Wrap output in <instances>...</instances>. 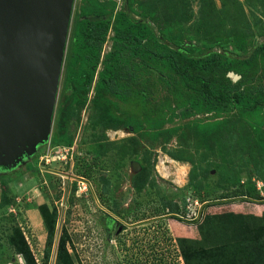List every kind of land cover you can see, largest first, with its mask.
I'll return each instance as SVG.
<instances>
[{"label": "rangeland", "instance_id": "1", "mask_svg": "<svg viewBox=\"0 0 264 264\" xmlns=\"http://www.w3.org/2000/svg\"><path fill=\"white\" fill-rule=\"evenodd\" d=\"M126 1L156 37L143 42L140 54L128 33L115 29ZM90 9L115 11L94 26L104 38L102 45L93 42L99 67L90 89L76 95L66 85L73 28ZM237 39L246 41L242 52ZM263 48L264 0H75L51 142L13 169L0 167V264H26L14 244L16 229L39 264L49 252L48 264H57L60 240L75 264H184L178 241L201 240L198 223L208 215H253L254 224H264V199L244 196L254 185L264 196L257 140L264 138ZM222 52L238 57L231 69L201 71ZM107 66L115 72L114 89L97 85ZM177 67L262 106L207 104L201 83L184 80ZM58 122L74 139L67 157L52 140ZM82 148L99 153L90 159ZM169 202L182 210L169 213ZM44 205L57 210L54 235Z\"/></svg>", "mask_w": 264, "mask_h": 264}, {"label": "trees", "instance_id": "2", "mask_svg": "<svg viewBox=\"0 0 264 264\" xmlns=\"http://www.w3.org/2000/svg\"><path fill=\"white\" fill-rule=\"evenodd\" d=\"M130 9L131 4L129 1H126L123 8L115 16V29L118 32L123 31L128 33V40L135 43L136 54H140L138 49L144 46L143 42L150 39L154 40L156 37L152 29L145 22L135 20L131 16ZM114 11L115 9H111V11L104 10L103 12H100L99 9L83 10L74 25L72 55L70 58L71 65L67 74L66 85L76 90V95H79L80 91L87 92L90 89L99 67L101 51L94 47L93 42L99 41V45H102L104 38L100 39L94 35V26L100 21L102 23L108 22L107 18L112 17ZM92 17L101 18V20L92 21L90 20ZM245 43V39H237V46L241 52L245 49ZM185 52L189 54V60L193 62L191 49H185ZM227 57L228 55L223 52L213 53L203 63L201 71L210 73L220 68L222 70L231 69L238 61V57H236L237 60H230ZM77 64H79V69L74 71L73 68ZM177 68H179L178 70L184 80L201 83L203 101L207 102V104H211V102L227 104L232 100L244 110H259L262 106L260 101L235 94L230 88L229 91L224 87L217 86L212 81L205 80L203 77L202 79L199 75H191L189 72L180 69V67ZM97 85L100 89H114V86H116L114 70L107 66L99 73ZM56 132L52 139L56 146L72 147L74 145V139L69 136L68 129L61 126V122L57 123ZM262 136L258 134L257 140L264 153V138ZM82 150L85 157L88 156L90 159H93L96 153H99V148L89 149V152L86 151L87 149L82 148ZM79 153L76 155L77 159L82 163V168H87L84 167L83 160L85 158L81 157ZM82 170L85 173V169ZM85 174L89 175L88 173ZM244 196L246 197L245 200L260 201L264 199V196L257 190L256 185L248 188ZM164 206L171 214H178L182 210L178 204L172 202ZM41 214L44 217L49 234L54 235L58 221L57 210L53 209V211H50L44 205L41 207ZM253 218H255L253 215H208L202 222L198 223L201 240L182 238L178 241L184 264H264V224L258 222L254 224ZM14 233L15 238L13 240L16 250L19 255L24 257L26 264H39L25 241L22 231L16 229ZM50 257L51 253L49 252L46 254V262L44 264H48ZM57 264H75L72 255L67 250L66 240H60L59 242Z\"/></svg>", "mask_w": 264, "mask_h": 264}, {"label": "water", "instance_id": "3", "mask_svg": "<svg viewBox=\"0 0 264 264\" xmlns=\"http://www.w3.org/2000/svg\"><path fill=\"white\" fill-rule=\"evenodd\" d=\"M74 3L0 0L1 168L17 167L50 140Z\"/></svg>", "mask_w": 264, "mask_h": 264}, {"label": "built area", "instance_id": "4", "mask_svg": "<svg viewBox=\"0 0 264 264\" xmlns=\"http://www.w3.org/2000/svg\"><path fill=\"white\" fill-rule=\"evenodd\" d=\"M74 147H62V150L64 151L65 154V157H67V155L69 154L70 151H74Z\"/></svg>", "mask_w": 264, "mask_h": 264}, {"label": "bare ground", "instance_id": "5", "mask_svg": "<svg viewBox=\"0 0 264 264\" xmlns=\"http://www.w3.org/2000/svg\"><path fill=\"white\" fill-rule=\"evenodd\" d=\"M172 161H173V160H172ZM164 169H165V168H164ZM182 170H183V168H182ZM179 171H180V176H181V175H184V174H183L184 171H181V170H179ZM161 172H162V174H164L166 177L169 176V173L167 174L165 170H162ZM176 177H177V176H176ZM183 177H184V176H183ZM183 177H182V178H183ZM182 178H181V179H182Z\"/></svg>", "mask_w": 264, "mask_h": 264}, {"label": "clouds", "instance_id": "6", "mask_svg": "<svg viewBox=\"0 0 264 264\" xmlns=\"http://www.w3.org/2000/svg\"><path fill=\"white\" fill-rule=\"evenodd\" d=\"M50 142H51V140H50ZM64 147V146H63ZM72 147H74V146H72Z\"/></svg>", "mask_w": 264, "mask_h": 264}, {"label": "flooded vegetation", "instance_id": "7", "mask_svg": "<svg viewBox=\"0 0 264 264\" xmlns=\"http://www.w3.org/2000/svg\"><path fill=\"white\" fill-rule=\"evenodd\" d=\"M135 228H137V227H135ZM132 229V228H131Z\"/></svg>", "mask_w": 264, "mask_h": 264}]
</instances>
